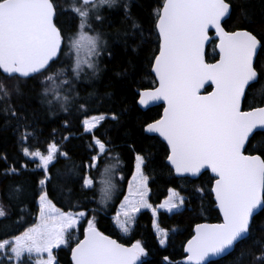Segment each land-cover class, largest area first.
Masks as SVG:
<instances>
[{
	"label": "snow or ice",
	"instance_id": "1",
	"mask_svg": "<svg viewBox=\"0 0 264 264\" xmlns=\"http://www.w3.org/2000/svg\"><path fill=\"white\" fill-rule=\"evenodd\" d=\"M105 6L109 9L120 6L126 18L131 19L129 4H121L120 0H66L63 6L56 0H0V76L16 81L11 88L0 81V101L5 103L0 111L5 114L6 124L15 119L23 155L38 159L37 167L45 173L57 157L70 160L69 153L62 151L56 142L48 145L46 154L23 146L24 141L35 138L36 133L28 131V115L9 102L13 94L22 95L21 80L30 79L41 85L43 102L51 106L53 101L48 99L47 85L54 76L47 73L53 65L64 63L60 59L62 55H66L69 62L59 68L56 75H71L72 79L63 81L70 86V91H73L71 85L82 75L95 77L100 71L99 57L107 42L93 23L104 22L100 10ZM232 9V0H162L161 6L153 12V28L148 30L150 35L154 30L158 42L151 61V72L155 74L158 87L139 92L138 103L148 105L162 100L166 107L161 118L147 123L143 130L158 133L167 142L165 160L176 174L197 176L201 169H211L215 174L211 191L223 214L222 223L196 226L185 248L187 264H204L209 256L231 250L235 242L252 234L257 210L264 211V63H261L264 32L256 33L250 27L226 30L225 18H230ZM62 15H71L78 21L75 32L64 33L58 26ZM238 19L241 24L256 23L243 6ZM131 28L132 35L139 34L143 43L142 26L133 20ZM210 28L216 30L219 38V58L215 63H207L205 59L204 46ZM124 35L127 37L128 33ZM209 81L215 86L214 90L201 95L200 90ZM54 95L65 112L70 111L69 105L78 97V93ZM87 102H80L78 109L85 111ZM244 105L248 110H243ZM32 118L35 119L34 113ZM111 118L118 120L119 116L114 113ZM98 123L96 118H85L81 122L85 134L93 135L88 146L96 155L91 156L89 168L98 167L100 158L112 151L94 135L93 129ZM135 159L134 184L129 186V193L120 204L121 212L116 214L115 223L124 233L130 231L142 208L152 207L146 199L149 177L143 171L149 156L137 153ZM65 167L69 186L62 190V195L71 200L74 194L70 185L80 180L82 190L94 189L93 179L84 176L74 179L78 175L75 164ZM109 171L105 168V174ZM18 173L15 167L4 171L5 176ZM50 179L46 175L39 184L43 187ZM103 183L102 202H106L115 185L110 179ZM22 194L23 188L19 185H10L6 192L9 200L16 201ZM48 197V192L39 196L37 223L19 235L0 240V264H58L53 249L62 245L70 249L71 264H137L145 255L140 242L126 247L101 232L94 215L87 221L83 239H79L74 230L87 213H65ZM183 204V197L178 203L170 200L168 211ZM97 211L99 209H92L93 213ZM20 212L23 214L25 209L21 208ZM6 217L4 206L0 204V219ZM261 242L264 238L254 241ZM160 243L163 245L165 241L161 239ZM45 253L47 258H44Z\"/></svg>",
	"mask_w": 264,
	"mask_h": 264
},
{
	"label": "trees",
	"instance_id": "2",
	"mask_svg": "<svg viewBox=\"0 0 264 264\" xmlns=\"http://www.w3.org/2000/svg\"><path fill=\"white\" fill-rule=\"evenodd\" d=\"M56 3L63 6L66 0H56ZM120 3L129 4L131 19L126 18L122 7L109 9L105 6L100 10L104 22L93 23V27L107 42L99 57L100 71L95 77L82 75L79 80L74 81L71 85L73 91H70V86L63 81L72 79L71 75L68 77L56 75L57 70L69 62L68 57L62 55L60 59L64 63L53 65L47 73L54 76L53 81L47 85L50 89L48 99L53 101L51 106L43 102L41 85L30 79L27 82L21 80L22 95L13 94L9 102L10 106L28 115L30 124L28 131L34 130L36 133L35 138L29 137L23 146L29 147L32 151L46 153L48 145L56 142L62 151L69 153L70 160H65L62 156L57 157L45 173L37 167L36 161L23 155L22 146L18 143L20 132L15 130V119L6 124L5 114L0 111V204L7 213L6 218L0 219V240L19 235L34 223L38 212L37 200L44 191L49 193V200L59 210L87 213L78 230H74L75 236L79 239L83 230L87 228V221L94 215L97 228L105 235L125 245L141 243L146 256V260L141 264H180L179 262L185 258L184 244L192 236L194 226L202 222L220 221L211 194L214 178L208 172H203L194 180L175 177L166 164L165 144L157 137L144 133V126L157 120L163 108L158 105L141 110L138 105V93L156 86L150 70L158 42L154 30L151 35L148 30L153 28V12L161 6L162 0H120ZM232 3L231 16L224 24L226 30L250 27L256 33L264 32V0H232ZM241 6L251 14L256 21L255 24H241L238 19ZM133 20L144 29L143 43L139 34L132 35ZM77 22L71 15H62L57 21L64 33L75 32ZM125 32L128 33L127 37L124 35ZM214 42L212 40L206 48L207 62L217 59ZM66 45L67 41L65 52ZM261 63H264V54L261 56ZM0 81L9 88L16 83L15 80H7L3 76H0ZM77 93L76 101L69 105L70 111H62L54 94L75 96ZM90 93L92 95L89 98ZM85 100L88 101L86 110L80 111L78 104ZM4 107L5 103L0 101V109ZM242 107L248 110L246 105ZM114 113L119 116L118 120L111 118ZM94 115L107 116L93 133L108 144L112 151L106 157L100 158L98 167L89 168L91 156L96 155L88 146L93 135L85 134L81 122ZM64 137L68 139L65 140ZM137 153L149 156L147 167L143 168L144 174L149 177V203H159L169 188L175 189L184 198V206L179 212L158 213L157 223L167 232V243L164 247L158 245L152 229V216L148 211H143L136 217L128 235L121 234L112 221L114 210L132 175ZM72 164H75L78 170V175L74 179H79L80 176L89 177L93 179L95 187L91 191L82 190V180L79 183H72L70 186L74 195L69 200L67 195L61 193L69 186L66 183L67 176L64 175L65 166L71 167ZM10 167L19 169V173L5 176V169ZM105 168L110 170L108 174H105ZM46 175L51 178L50 183L46 181L42 188L39 181ZM109 179L115 188L110 200L102 202L103 181ZM10 185H19L23 188L19 201L8 199L6 192ZM21 208L25 209L23 214L20 212ZM92 209L99 211L93 213ZM17 221L19 223H16ZM252 228V234L236 244L229 255L208 264H264L262 258L264 242L254 243L264 238V211L254 217ZM53 254L58 264H71L69 247H60Z\"/></svg>",
	"mask_w": 264,
	"mask_h": 264
},
{
	"label": "water",
	"instance_id": "3",
	"mask_svg": "<svg viewBox=\"0 0 264 264\" xmlns=\"http://www.w3.org/2000/svg\"><path fill=\"white\" fill-rule=\"evenodd\" d=\"M227 19H228V18L226 17L225 20H227ZM212 40L215 41V49H216V52H217V59H218V58H219V57H218V51H219V49H218L217 45L219 44V38H218V36L216 35V30H215L214 28H210L209 31H208V40L206 41L205 46H204L205 53H206V48H207V46L211 43ZM217 59H216V60H217ZM216 60L213 61V62H207V61H206V62H207V63H215ZM150 72H151V70H150ZM151 74H152V76H153V78H154V80H155V82H156V86L154 87V88H156V87H158V81H157L156 78H155V74L152 73V72H151ZM214 87H215V86L209 81L208 83L205 84L204 88H202V89L200 90V94H201V95H206V94L210 93L211 91H213V90H214ZM154 88H151V89H154ZM208 89H209V90H208ZM139 98H140V97H138V100H139ZM138 105H139V107L141 108V110H146V109H148V108H151V107H154V106H158V105L163 106L162 111H161V115H160V117H159L158 119L161 118V116L163 115L164 107H166V104H165L164 101H162V100H161V101L150 102L148 105H140L139 103H138ZM243 110H244V109H243ZM158 119H157V120H158ZM153 122H154V121H153ZM150 123H151V122H150ZM144 133L147 134V135H149V136L157 137V138H158L163 144H165V146L167 147V142L164 141L163 138L160 137L158 133H146L145 131H144ZM166 164H167V162H166ZM167 165H168L169 168L172 170L174 176L177 177V178L187 177V178H189V179L194 180V179H197V178H198L203 172H208V173L210 174V176L214 178V181H215V174L211 172V169H210V168L201 169V172H200L197 176H192V175L189 174V173H185V174H182V175H180V174H176L175 171H174V169L171 168V165H169V164H167ZM214 181H213V183H212V187L214 186ZM212 187H211V189H212ZM211 194H212L213 201H214V203H215V209L218 211V214H219V216H220V221H219V222H215V223L202 222V223H199V224H218V223H222V222H223V214L220 212L219 207L217 206V203H216V201H215V194H214L212 191H211ZM259 212H261V210H257V212L254 214V217H255ZM197 225H198V224H197ZM197 225H195L194 228H193V234H192V236L195 234V228H196ZM84 230H85V229H84ZM84 230H83V232H82V235H81L80 239H83V233H84ZM192 236H191V237H192ZM191 237H190L189 239H191ZM111 238H112V237H111ZM112 239L116 240L115 238H112ZM189 239H188V240H189ZM244 239H245V238H243V239L238 240L237 242H235L233 248H232L231 250H227L226 253H224V254H221V255H219V256H209L208 258H206L204 264H208V263H210V262H214V261L219 260V259H221V258H223V257H226L227 255H229V254L233 251V249H234V247L236 246V244H238L239 242H241V241L244 240ZM188 240H187V241H188ZM116 241H117V240H116ZM187 241L185 242L184 247H183V252H184V254H185V258H184L182 261L179 262L180 264H187V259H186V258H187V255H188V254H187L186 251H185V248H186V245H187ZM117 242H118V241H117ZM118 243H119V242H118ZM135 243H136V242H135ZM120 244H122V243H120ZM132 244H134V243H132ZM132 244H130V245H125V244H123V245L126 246V247H130ZM73 246H74V245H73ZM69 259H70V262H71V252H70V254H69ZM145 260H146V256L144 255V256H142V257L140 258V260L137 262V264H141V263H142L143 261H145Z\"/></svg>",
	"mask_w": 264,
	"mask_h": 264
},
{
	"label": "rangeland",
	"instance_id": "4",
	"mask_svg": "<svg viewBox=\"0 0 264 264\" xmlns=\"http://www.w3.org/2000/svg\"><path fill=\"white\" fill-rule=\"evenodd\" d=\"M83 56H84V54L82 53V54H81V58H83ZM101 117H104V118H103V119H100ZM106 117H107L106 115H94V116H90V117H88V118H89L90 120H91V118H96L97 120H99V123H101ZM99 123L97 124V126L99 125ZM97 126H96V127H97ZM93 130H94V129H93ZM83 131H84V130H83ZM44 154H46V153H44ZM27 157H28L30 160H34V161H36L37 164L39 163V160H38V159H33V158L30 157V156H27ZM135 164H136V159H135V161H134V166H133V172H132V175L130 176V178H129L128 182H127V185H126V188H125L124 194H123V196H122L120 202H119L118 205L116 206V208H115V210H114V215H113V217H112V221H113V223H114L116 229H117L121 234H123V235H128V234L130 233V231L132 230L134 224L130 226V231H129L128 233H124V232H122V231L119 229L118 225H116V223H115L116 218H117V215H116V214H117L118 212H121L120 204L123 202L124 197L128 195V193H129V186L134 184V182H133V177L136 175ZM40 169H41V168H40ZM41 170H43V169H41ZM42 188H43V187H42ZM43 192H44V191H42L41 194H42ZM41 194H40V195H41ZM174 194H178V195H174ZM40 195H39V196H40ZM148 196H149V189H148V193H147V196H146L147 201H148ZM180 197H183V196L180 195L175 189L169 188V189L167 190V192H166V196H165V197H164L159 203H157V204H151V203H149V201H148V203H149L150 205H152V207H151V208H142V209L140 210V212L136 214V217H137L141 212H143V211H148V212L151 214V216H152V229H153V232H154L155 238L157 239L158 245L161 246V247H164V246L166 245V243H167V232H166V231H165V230H164V229H163V228L157 223L158 213H159V212H163V213H165V214H172V213L179 212L180 210H182L184 204L181 205V206L178 207V208H173L171 211H168V208H167V204H168V202H169L170 200H172V201L178 203ZM37 204H38V212H37V215H36V217H35V221H34V223H37V222H38V217H39V197H38V200H37ZM162 205H163V207H162ZM57 209H58V208H57ZM154 211H155V213H156L155 216L153 215V212H154ZM63 212H64V211H63ZM65 213H79V212H65ZM120 219L123 220L124 217L121 215V216H120ZM82 220H83V218L81 219V221H82ZM81 221H80V222H81ZM79 224H80V223H79ZM78 227H79V225L77 226V228H76L75 230H78ZM161 239H163V240L165 241V243H164L163 245L160 243V240H161ZM63 246H64V245H62L61 247H63ZM56 249H57V248H54V249H53V253H54V251H55ZM53 255H54V254H53ZM25 256H27V254H25ZM44 258H47V254H46V253L44 254Z\"/></svg>",
	"mask_w": 264,
	"mask_h": 264
},
{
	"label": "bare ground",
	"instance_id": "5",
	"mask_svg": "<svg viewBox=\"0 0 264 264\" xmlns=\"http://www.w3.org/2000/svg\"><path fill=\"white\" fill-rule=\"evenodd\" d=\"M215 43V42H214Z\"/></svg>",
	"mask_w": 264,
	"mask_h": 264
}]
</instances>
